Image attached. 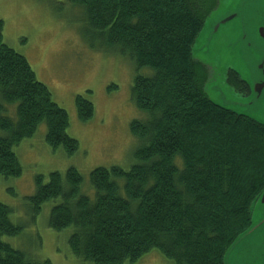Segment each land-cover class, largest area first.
<instances>
[{"label":"trees","instance_id":"trees-1","mask_svg":"<svg viewBox=\"0 0 264 264\" xmlns=\"http://www.w3.org/2000/svg\"><path fill=\"white\" fill-rule=\"evenodd\" d=\"M85 11L91 35L100 46L128 56L138 69L132 100L147 114L132 133L144 140L140 161L130 170L99 167L90 174L96 198L82 193L75 167L37 177L30 197L35 214L60 198L49 227H70L72 253L90 264L135 263L154 249L175 264H225L234 241L252 225L253 207L264 191V125L216 104L206 91L209 66L193 57L194 44L219 0H68ZM0 20V176H19L14 150L47 125L46 142L69 156L79 141L67 133L68 112L55 102L25 56L4 39ZM228 83L242 96L248 84L233 70ZM82 121L94 104L77 95ZM17 104V119L3 115ZM119 179L124 180L125 196ZM0 202V264H52L33 260L1 240L22 227Z\"/></svg>","mask_w":264,"mask_h":264},{"label":"rangeland","instance_id":"rangeland-1","mask_svg":"<svg viewBox=\"0 0 264 264\" xmlns=\"http://www.w3.org/2000/svg\"><path fill=\"white\" fill-rule=\"evenodd\" d=\"M245 1L219 0L194 44L193 57L211 70L206 83L210 98L221 106L246 115V98L228 83L227 74L231 69L243 81L249 77L254 79L257 55L242 51L240 47L229 52L227 45L233 39L227 43L226 40L240 35L236 27L223 26L217 34L219 36L211 32L224 15L232 9L242 8ZM256 15L259 18L263 16ZM0 20L5 24V43L27 58L38 80L50 89L53 100L68 112L70 126L67 133L79 141L78 151L71 156L63 148L54 150L46 142L47 125L42 123L34 136L14 147L22 173L19 176H0V202L12 209L10 218L22 229L15 235H3L1 240L36 261L90 264L76 257L70 249L72 227L63 231L49 227L50 212L61 199L45 202L41 212L35 214L30 197L36 193L38 176H43L46 183L50 173H64L75 167L84 179L82 193L94 200L96 191L90 181L94 169L119 166L128 171L140 162L136 151L144 140L132 133L131 124L135 120L146 121L147 114L133 102L132 85L138 74L149 76L154 72L149 67L138 69L128 56L101 47L100 41L91 35L84 9L68 0H0ZM77 95L94 104V115L88 121H82L78 116ZM0 103H3L1 96ZM7 107L8 112L2 114L16 120L17 104ZM257 116L258 120L264 121V113ZM3 134L0 130V136ZM118 183L120 193L125 196L124 180L119 179ZM256 212L255 204L253 217ZM256 221L257 217H254L253 224ZM243 238L228 252L227 264L236 262L235 253L241 250ZM253 249L256 256L260 255L264 243L260 242L251 251ZM245 263L237 261V264ZM124 264L175 263L154 249L139 261Z\"/></svg>","mask_w":264,"mask_h":264},{"label":"water","instance_id":"water-1","mask_svg":"<svg viewBox=\"0 0 264 264\" xmlns=\"http://www.w3.org/2000/svg\"><path fill=\"white\" fill-rule=\"evenodd\" d=\"M256 14L263 16L259 18ZM226 25L227 27L234 26L236 30L240 31V35L230 36L226 40L227 43L230 39H233L227 45L229 52L232 53L236 48L240 47L242 51L256 53L258 65L255 66L256 77L252 80L249 77L246 80L252 88V95L246 98V115L243 112H237L236 110L218 105L264 125L263 120L257 119V115L264 113V0H246L242 8L230 10L214 25L211 31L212 34L219 36L217 35L218 32ZM224 41H222V44ZM256 210L257 212L254 217H257V221L254 224L252 221V226L237 238L238 240L227 250L224 256L225 264H227L225 259L228 252L231 251L232 246H235L242 237H244V244L241 250L235 253L236 262L234 264H237V261L241 263L246 261L245 264H264V249L258 256H256L255 249L251 251V248L257 247V244L260 242L264 243V191L256 203Z\"/></svg>","mask_w":264,"mask_h":264},{"label":"flooded vegetation","instance_id":"flooded-vegetation-1","mask_svg":"<svg viewBox=\"0 0 264 264\" xmlns=\"http://www.w3.org/2000/svg\"><path fill=\"white\" fill-rule=\"evenodd\" d=\"M246 82V81H245ZM247 83V82H246ZM248 84V83H247ZM248 86H249V89H250V93L247 95V96H244V98H248V97H250L251 95H252V88H251V86L248 84ZM259 199V198H258ZM258 201V200H257ZM257 201H256V203H257Z\"/></svg>","mask_w":264,"mask_h":264}]
</instances>
